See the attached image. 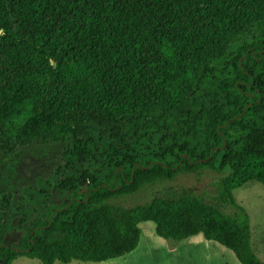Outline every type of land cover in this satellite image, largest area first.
Instances as JSON below:
<instances>
[{"label": "trees", "instance_id": "1", "mask_svg": "<svg viewBox=\"0 0 264 264\" xmlns=\"http://www.w3.org/2000/svg\"><path fill=\"white\" fill-rule=\"evenodd\" d=\"M31 143L63 163L21 190L17 244L29 206L0 182V264L120 258L143 222L263 264L233 191L264 187V0H0V152ZM204 170L206 196L118 202Z\"/></svg>", "mask_w": 264, "mask_h": 264}, {"label": "rangeland", "instance_id": "2", "mask_svg": "<svg viewBox=\"0 0 264 264\" xmlns=\"http://www.w3.org/2000/svg\"><path fill=\"white\" fill-rule=\"evenodd\" d=\"M63 147L60 145H40L31 143L17 147L8 154L0 152V182H7L12 188L13 198L19 208L28 204L27 219L16 213L15 221L20 225L16 232L5 231L6 241L17 244L24 235L23 227H28V218L34 219L35 207L26 201L21 190H34L39 180L51 176L53 168L62 161ZM215 175L209 170L200 176L178 175L173 182L145 186L131 196H123L118 202L124 206L146 204L153 197L165 196L170 192L179 193L190 190L197 195L210 194V184ZM233 198L241 206L250 225V244L254 254L264 264V187L257 182H248L233 191ZM60 204V201H56ZM140 239L137 247L129 254L99 263L77 262L69 264H240L234 254L223 246L206 241L202 235H196L180 242L164 240L155 233L152 222L139 224ZM11 264H41L35 259L19 257ZM60 264V263H54Z\"/></svg>", "mask_w": 264, "mask_h": 264}, {"label": "crops", "instance_id": "3", "mask_svg": "<svg viewBox=\"0 0 264 264\" xmlns=\"http://www.w3.org/2000/svg\"><path fill=\"white\" fill-rule=\"evenodd\" d=\"M207 241V240H206ZM209 242H211V241H209ZM214 243V242H213Z\"/></svg>", "mask_w": 264, "mask_h": 264}, {"label": "water", "instance_id": "4", "mask_svg": "<svg viewBox=\"0 0 264 264\" xmlns=\"http://www.w3.org/2000/svg\"><path fill=\"white\" fill-rule=\"evenodd\" d=\"M51 64H53V62H51Z\"/></svg>", "mask_w": 264, "mask_h": 264}]
</instances>
